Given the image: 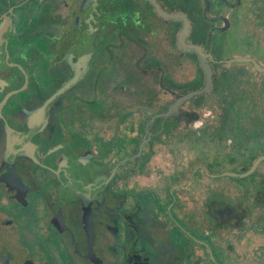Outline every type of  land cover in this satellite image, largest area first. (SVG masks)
Returning <instances> with one entry per match:
<instances>
[{"label": "flooded vegetation", "instance_id": "flooded-vegetation-1", "mask_svg": "<svg viewBox=\"0 0 264 264\" xmlns=\"http://www.w3.org/2000/svg\"><path fill=\"white\" fill-rule=\"evenodd\" d=\"M263 41L264 0H0V264H264Z\"/></svg>", "mask_w": 264, "mask_h": 264}, {"label": "water", "instance_id": "water-1", "mask_svg": "<svg viewBox=\"0 0 264 264\" xmlns=\"http://www.w3.org/2000/svg\"><path fill=\"white\" fill-rule=\"evenodd\" d=\"M181 17L183 16V15H180ZM182 37H183V35L181 34V39H182ZM188 49H195V50H198V48L197 47H194V46H188ZM201 59H202V62H203V56L201 55ZM64 88H66V87H64ZM60 91H62V89L60 90Z\"/></svg>", "mask_w": 264, "mask_h": 264}, {"label": "rangeland", "instance_id": "rangeland-1", "mask_svg": "<svg viewBox=\"0 0 264 264\" xmlns=\"http://www.w3.org/2000/svg\"><path fill=\"white\" fill-rule=\"evenodd\" d=\"M264 42V41H263ZM263 48H264V46H263ZM235 50V49H234ZM189 63V60L188 59H185L184 61H183V64H188ZM220 110V109H219Z\"/></svg>", "mask_w": 264, "mask_h": 264}]
</instances>
